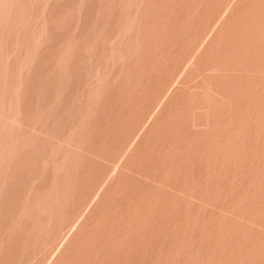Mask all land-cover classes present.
<instances>
[{"label":"rangeland","instance_id":"374dc122","mask_svg":"<svg viewBox=\"0 0 264 264\" xmlns=\"http://www.w3.org/2000/svg\"><path fill=\"white\" fill-rule=\"evenodd\" d=\"M0 264H264V0H0Z\"/></svg>","mask_w":264,"mask_h":264}]
</instances>
